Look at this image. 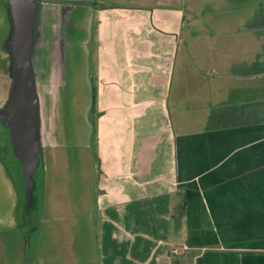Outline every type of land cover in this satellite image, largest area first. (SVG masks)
I'll list each match as a JSON object with an SVG mask.
<instances>
[{
    "label": "crops",
    "instance_id": "0c3cea01",
    "mask_svg": "<svg viewBox=\"0 0 264 264\" xmlns=\"http://www.w3.org/2000/svg\"><path fill=\"white\" fill-rule=\"evenodd\" d=\"M84 1L36 0L30 65L38 116L40 76L83 91L96 194L24 217L35 241L10 264H264V0H228L193 53L184 0Z\"/></svg>",
    "mask_w": 264,
    "mask_h": 264
},
{
    "label": "rangeland",
    "instance_id": "374dc122",
    "mask_svg": "<svg viewBox=\"0 0 264 264\" xmlns=\"http://www.w3.org/2000/svg\"><path fill=\"white\" fill-rule=\"evenodd\" d=\"M7 1L0 0V113L8 107L9 85L11 82L9 59L11 24L9 22L10 15L6 11ZM42 1L45 2L46 8L50 12L53 3L61 1L68 3L85 2L84 0ZM184 1L190 3L194 8L190 12L188 9L186 10L188 29L183 31V37L186 39L185 44L187 43L185 46L188 47L190 45L189 48L193 53L195 50L194 44L198 40H203L206 36H210L211 29L220 28L211 22L212 19L228 17V0ZM179 2L180 0H170V4H176V6H178ZM52 11L54 10L52 9ZM63 42L64 48H59L60 45H58V52L57 50L56 52L57 55H61L60 58L62 60H65L67 58V47L72 45L66 40ZM45 49L46 47H44ZM75 51H78V47L75 48ZM183 53L185 52L182 51ZM42 54L44 55V51ZM189 60L187 66L192 67L191 71H193L194 62L197 59ZM219 65L220 67L223 65L221 60ZM54 67L47 68V70L54 72ZM70 76L71 74L64 71L58 75V81L55 82L57 79L54 76L51 77L50 74V77H47L44 74L40 76L37 84L44 162L41 165L39 164L34 172V179L39 180L38 182L36 181L39 184L36 185L37 187L33 193L34 196L39 195L41 197L42 195L47 201L49 197L61 199V207L49 201L44 203L43 206L41 205L40 209H37L34 205L32 206V204L31 206L28 205L24 195L20 164L13 155L12 150L5 144L7 130L1 126L3 123L0 119V264H10L11 256L16 249L22 248L24 244L25 248H27L28 243L31 245L35 241L36 228L35 232L32 230L30 235H28L29 228L22 225L25 222L22 214L23 208L30 206L31 214L40 210H42L43 214L45 212L49 213L50 211H58L60 208L72 211L74 210L72 204L74 196L86 192L92 194V196L96 194L94 182L97 178V168L95 166L92 167V165L89 168L86 159L82 160V156L85 153L82 147L87 143L85 139L87 134L84 135L80 131V127L85 123L81 115V109L84 107V95L82 94L83 91H79L78 86L73 83L75 79L72 78L70 80ZM90 119H93L92 116H90ZM190 125V123H187L188 127ZM89 147L87 149L94 152L93 143L90 149ZM40 183H43L42 186H40ZM82 185L84 186L83 192L78 190V188H82ZM85 188H87V191H85ZM68 199L70 200L69 206H67ZM26 229L27 231L25 232ZM23 232L25 233L23 234ZM96 243H98L97 240Z\"/></svg>",
    "mask_w": 264,
    "mask_h": 264
},
{
    "label": "water",
    "instance_id": "95a60500",
    "mask_svg": "<svg viewBox=\"0 0 264 264\" xmlns=\"http://www.w3.org/2000/svg\"><path fill=\"white\" fill-rule=\"evenodd\" d=\"M9 4L14 26L9 39L12 84L8 107L0 113V119L1 126L8 128L6 142L9 144L10 139L9 148L20 164L24 195L31 205L37 187L33 175L42 163L38 143V101L30 65L37 3L36 0H9Z\"/></svg>",
    "mask_w": 264,
    "mask_h": 264
},
{
    "label": "flooded vegetation",
    "instance_id": "af4514ba",
    "mask_svg": "<svg viewBox=\"0 0 264 264\" xmlns=\"http://www.w3.org/2000/svg\"><path fill=\"white\" fill-rule=\"evenodd\" d=\"M3 131H4V129H3ZM0 134H1V132H0ZM5 143H6V145L9 147V144L6 142V140H5ZM31 204H32V202H31ZM31 206V205H30ZM30 206H28V208H30ZM30 210H27L26 212H24L23 214H25V217L27 218V217H30L32 214L30 213Z\"/></svg>",
    "mask_w": 264,
    "mask_h": 264
},
{
    "label": "trees",
    "instance_id": "16d2710c",
    "mask_svg": "<svg viewBox=\"0 0 264 264\" xmlns=\"http://www.w3.org/2000/svg\"><path fill=\"white\" fill-rule=\"evenodd\" d=\"M92 96H93V94H92ZM91 107H92V110H93V105H92ZM35 181L38 182L39 180H35ZM37 184H39V183H36V185H37ZM22 210H23V212H22V214H23L24 212H26V210H30V208L26 207V208H23ZM23 215H24V217H25V214H23ZM27 218H28V217H27ZM24 219H25V218H24ZM173 264H177V262H174Z\"/></svg>",
    "mask_w": 264,
    "mask_h": 264
}]
</instances>
